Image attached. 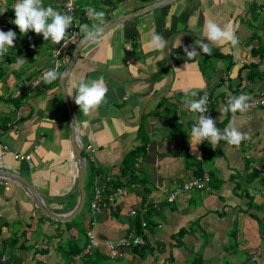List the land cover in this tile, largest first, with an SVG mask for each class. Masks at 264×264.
Wrapping results in <instances>:
<instances>
[{
    "label": "crops",
    "instance_id": "crops-1",
    "mask_svg": "<svg viewBox=\"0 0 264 264\" xmlns=\"http://www.w3.org/2000/svg\"><path fill=\"white\" fill-rule=\"evenodd\" d=\"M65 1L45 0L61 14ZM154 1L160 0L73 3L87 14L91 8L103 11L106 24ZM208 20L222 28L231 23L238 43L212 44L211 55L197 46L200 55L188 59L185 47L200 40L207 43L203 37ZM92 23L90 20L89 25ZM154 34L168 41L164 50L149 47ZM45 45H34L6 65L0 94H5L2 84L8 93L21 78L37 76L51 66L60 44L51 42L46 57L32 55ZM28 53L32 62L27 61ZM18 59L23 63L17 64ZM101 77L107 88L105 100L84 116L66 90L75 96L74 80ZM64 87L81 155L86 158V145L92 147L93 159L89 164L86 161L84 199L88 166L89 200L92 188L104 176L111 178L109 185L118 181L121 189L112 203L88 221L87 227L99 241L124 234L133 220L130 209L142 201L162 199L166 190L197 177L193 176L197 170L210 179L203 189L156 206L150 229L139 230L147 243L144 256L125 250L121 257L110 258L100 243L70 264L122 257L127 264H188L200 251L205 264H264V234L258 229L262 224L264 230V108L251 102L264 94V0H173L134 15L80 47ZM186 88L197 93L189 97L197 100L208 92L207 114L221 133L231 125L249 138L238 146L223 140L213 145L206 140L195 147L190 139L194 114L184 104ZM222 88L225 91H219ZM23 91L17 106L0 99V125L6 126L0 128V144L8 147L0 157V169L19 177L0 176V255L6 257V264H65L59 241L67 239V248L76 241L67 224L84 203L83 199L80 209L71 215L78 198L77 162L66 111L57 83L41 80L34 90L25 87ZM240 94L250 97L249 109L224 113L228 96ZM226 116L222 130L220 123ZM13 153L28 154L29 159H14ZM19 179L33 188L48 212L64 215L63 219L45 215ZM203 229L210 236L208 241L203 240ZM80 246L83 248V242Z\"/></svg>",
    "mask_w": 264,
    "mask_h": 264
},
{
    "label": "clouds",
    "instance_id": "clouds-1",
    "mask_svg": "<svg viewBox=\"0 0 264 264\" xmlns=\"http://www.w3.org/2000/svg\"><path fill=\"white\" fill-rule=\"evenodd\" d=\"M12 9L14 10L15 19L11 20L10 23L17 26L22 35H26L29 31H32L36 34H42L44 41H51L53 44H60L65 38L67 30L73 25V16L61 14L50 5L45 7L43 0H17ZM6 10L7 8L3 9L0 11V14ZM87 12L93 23L91 25L83 24L80 26L79 30L84 34L81 39V45L85 42L98 40L105 30V13L97 11L94 8L87 9ZM16 38L17 34L15 31L8 30L5 32L0 30V57L8 54L9 48H14ZM203 38H206L207 43L200 40L195 42L194 45L184 48L188 59H194L200 55V52L196 50L197 46L202 49L203 54L211 55L210 45L212 44H221L227 41L235 46L238 43L234 26L231 23L222 28L212 20L206 22ZM166 44H168V41L163 36L154 34L151 36L149 47L153 50H164ZM22 63L23 60L18 59L17 64ZM68 75V71H59V65H57L45 71L42 79L45 84L57 80L65 82ZM73 88L75 89V96H73V92L70 94L66 90L67 95L74 100V103L84 116L96 110L104 102L107 93L103 77L91 81L81 79L77 82L74 80ZM219 91H225V89L222 88ZM184 95L185 106L194 114L195 123L190 131V139L194 142L195 147L206 140L213 145L223 140L228 145L238 146L242 141L249 138L247 134L240 132L231 125L225 127L221 133L219 128L216 127L215 121L207 114L206 95L198 100L189 98L196 97L197 93L188 88L184 89ZM249 99L250 97L245 94H240L239 96L229 95L223 112H231L233 114L236 112H246L250 107L248 103Z\"/></svg>",
    "mask_w": 264,
    "mask_h": 264
},
{
    "label": "built area",
    "instance_id": "built-area-1",
    "mask_svg": "<svg viewBox=\"0 0 264 264\" xmlns=\"http://www.w3.org/2000/svg\"><path fill=\"white\" fill-rule=\"evenodd\" d=\"M74 0H66L62 8L64 12L68 13V15L73 16V25L71 28L67 30L65 38L61 41L60 45L56 47L55 49V58L53 59V62L49 68L46 70L41 71L36 77L32 78H21L15 85V90L13 91L14 97H23V95L26 93V91H23L25 87L28 89H35L37 85L39 84L40 80L42 79L43 73L49 69H52L56 67L57 65H60L61 59L59 56H61V52L63 51L64 46L67 43H75L76 40L82 36V32H80V26L82 24L77 23V15L74 13V11L77 9L78 5L73 3ZM101 1H116V0H101ZM117 1H126V0H117ZM131 1H145V0H131ZM207 96V102L206 107L209 109L210 104V98L207 91L202 92L199 99L203 96ZM253 104L264 108V94L259 93L256 97H254L251 101ZM87 150V159L91 160L93 159L92 156V147L91 145H86ZM8 151V147L6 144H0V157L4 155ZM12 157L14 159H29L28 154H19V153H13ZM111 181V178L109 176H104L103 180L100 184L95 185L92 188V194L91 199L89 201V209L92 214L97 213L100 211V209L107 207L109 203H112L113 198L116 194H119L121 192V189L119 187H116L114 189H108L109 182ZM209 182V176L205 173L201 174L197 177H192L186 181H183L179 184L174 185L169 190H166L164 192L163 198H153L151 202L157 206L159 201H165L167 203L173 202L178 196L182 195L185 192L191 191V190H200L203 189L206 184ZM146 201L139 203L136 207L129 210L130 216L141 215V212L145 210ZM145 222L143 220L140 221V229L144 230ZM139 229V230H140ZM87 242L85 246L81 249L79 253L73 256V259H77L81 255H84L88 253L91 248H97L100 243H102L106 249V253L108 257L110 258H119L123 255V250L131 248L133 246H140L143 243L141 233H138L135 228L128 229L125 231L124 234L119 236L116 239H105L102 242L96 239L94 234L91 231L87 232ZM253 259V257L251 258ZM6 257L4 255H0V263H5Z\"/></svg>",
    "mask_w": 264,
    "mask_h": 264
},
{
    "label": "trees",
    "instance_id": "trees-1",
    "mask_svg": "<svg viewBox=\"0 0 264 264\" xmlns=\"http://www.w3.org/2000/svg\"><path fill=\"white\" fill-rule=\"evenodd\" d=\"M16 1L17 0H0V11L7 8V10L5 12L0 14V26H2L1 30H4L5 32H7L8 30H13L17 34V38L14 41V48H9L8 54H6L3 57H0V81L4 80V78L6 76V65L7 64L13 62L14 59H16V58H19L24 52H30L29 50H31V48L34 45L46 44L49 46L51 43V41H44L42 34L35 36L34 35L35 33L32 31H29L26 35H22L19 32L18 27L15 26L14 24L10 23L11 20L15 19L14 10L12 8L16 4ZM46 3L47 2H45V0H43V5L45 7H47ZM249 9H250V11L255 10V6L253 5V3L250 4ZM62 11L64 14H68V13L64 12L63 8H62ZM74 13L77 15V23L78 24H82V25L88 24L89 25L90 20H91L89 15L87 13H85L84 10L79 9V6L74 11ZM82 35H83V33H82ZM17 45H19V46H17ZM73 45H74V43H67L64 46L63 53H62L63 60H61V63L59 65V71H61L63 69L65 63L67 62V59L70 55V52H71ZM216 54H217L216 56H218V57L221 55L219 53H216ZM32 60H33V57H31L30 53H28L27 54V61L32 62ZM14 71L15 70H12V72H14ZM29 76H31V75H28L25 78H32ZM34 77H36V76H34ZM54 83L56 85L57 81H54ZM38 86H39V84L37 85V87ZM0 99H1V101H5L7 103H12L15 106H17L18 103L20 102L19 97H14L13 92H11V91H9L8 93H5L4 95L0 94ZM226 121H227V116L220 123V127L222 130L224 129ZM5 127H6L5 124L0 125L1 129L5 128ZM127 168H128V166H126L124 170H126ZM200 174H201V171L197 170L193 176H199ZM209 181H210V179H209ZM117 182L118 181H114V183L109 185V188L113 189V188L119 187L118 186L119 183L117 184ZM147 191L148 190L144 188L143 193H147ZM142 202H144V201H142ZM142 202H140V203H142ZM161 202H164V201H161ZM161 202H158V203L161 204ZM88 207H89V203H88ZM156 213H157L156 206L151 202V200L147 201L146 206H145V210L143 212H141L140 216H138V215L133 216V220L131 221V224L129 225L128 229L135 228L138 233H141V231H139L141 220H143L145 222L144 229H150V227L153 224L152 216ZM88 227L86 228L87 232L90 231V229ZM258 229H259L260 233L263 235L264 230H263L262 224L258 226ZM182 234H183V231H181L180 235H182ZM229 236L232 239L235 237V229L234 228L230 231ZM142 238H144L143 235H142ZM87 239L88 238H87V233H86L85 237H84V241H83L84 246L87 242ZM146 244L147 243L144 240L142 245L133 246L131 248L124 249L123 252L125 250H128L138 257L144 256V253L146 252V249H145ZM231 246H232V244H231ZM81 249H82V247L80 245H78L76 243V241H72V244H70V247H68L64 250V253L67 255V259H65V260L66 261L68 260L71 263L73 261V256L76 255L77 253H79L81 251ZM201 263H202V259H201L200 255L197 254V257L192 258L188 264H201ZM0 264H6V263H0Z\"/></svg>",
    "mask_w": 264,
    "mask_h": 264
},
{
    "label": "water",
    "instance_id": "water-1",
    "mask_svg": "<svg viewBox=\"0 0 264 264\" xmlns=\"http://www.w3.org/2000/svg\"><path fill=\"white\" fill-rule=\"evenodd\" d=\"M170 1L173 0H160V1H154L151 3H148L146 5H144L143 7L139 8L138 10L132 12V13H126V14H122L119 15L117 17L112 18L110 21H108L105 24V30L104 33L109 30L111 27H113L114 25L118 24L119 22L125 20V19H129L132 18L134 15L143 13V12H147L150 11L162 4L168 3ZM247 2H250V0H245ZM103 33V34H104ZM83 35L80 36L76 42L74 43L70 55L67 59V62L65 63L63 69L61 70V72L64 71H70L73 62L77 56V53L80 49L81 45V39H82ZM57 85L59 87V92L61 95V99L63 101L64 107H65V111H66V116H67V123H68V132H69V138H70V143H71V149H72V153L76 159L77 162V177H76V186H77V192H78V198H77V203H76V207H75V211L74 213H71V215H74L82 206L83 203V199H84V194H85V190H84V180H85V171H86V158L84 156L81 155L80 153V147H79V143L76 137V133H75V127H74V122L72 119V114H71V109H70V105L68 103V99L66 96V92H65V87H64V81H59L57 80ZM0 176L1 177H6L9 179H18L17 177H15V175H13L12 173L5 171L4 169H0ZM21 185H23L30 193H32V195L34 196V201L36 203V206L45 214L48 216H51L55 219H63V217L60 216H55L53 214H51L50 212H48L45 207L42 205V203L40 202L37 194L35 193V191L33 190L32 187H30V185L24 181L23 179H19Z\"/></svg>",
    "mask_w": 264,
    "mask_h": 264
},
{
    "label": "rangeland",
    "instance_id": "rangeland-1",
    "mask_svg": "<svg viewBox=\"0 0 264 264\" xmlns=\"http://www.w3.org/2000/svg\"><path fill=\"white\" fill-rule=\"evenodd\" d=\"M17 46H19V45H17ZM48 49H49L48 45H45V47L42 46L41 52L37 53L36 51H34L32 53V55L34 57V55H36V54L40 55V53H42V54H44L43 56L46 57V51ZM38 57L40 59H42L41 60V62H42L43 58H41L40 56H38ZM1 90H2V92L6 93L7 86L5 84H2ZM14 90H15V87L13 89H10L11 92H13ZM86 161H88L87 163L89 164L90 160L86 159ZM85 188H86V196H85V199H84L82 210H81L80 213L75 215V217L72 220H70L69 223L67 224V225H71L72 226L73 231H74L72 237L76 239V243L78 245L82 244V242L84 240V237H85V234L87 233V229L86 228H87L88 221L90 220V218L93 219V216H94L91 213V211H90V209L88 207L89 193H90V190H91V180H90V177H89V166L87 167V176H86V181H85ZM201 233H202L203 240H207L208 241L210 239L209 238L210 236L207 234V230L206 229L201 230ZM62 237L63 236H61L60 238H62ZM66 242H67V239H62V240L59 241V245H61L60 250H59L60 254L67 248ZM93 249L94 248H91L90 252H92ZM193 250H195L194 247H193ZM200 254L202 255L201 251H200V253L198 252V255H200ZM62 258L65 261V259H67V255L64 253L62 255ZM90 260L91 259H88V264H127L128 263V261L126 260V257H122V258H120L118 260H110L109 258H107L105 260H101V261H98V262H94V261H90ZM110 261H113V262H110ZM65 264H70V261H68V260L65 261ZM182 264H185V262L182 263ZM201 264H205L203 259H202V263Z\"/></svg>",
    "mask_w": 264,
    "mask_h": 264
}]
</instances>
